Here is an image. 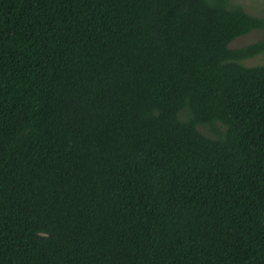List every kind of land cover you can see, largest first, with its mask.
Returning <instances> with one entry per match:
<instances>
[{"label": "trees", "instance_id": "1", "mask_svg": "<svg viewBox=\"0 0 264 264\" xmlns=\"http://www.w3.org/2000/svg\"><path fill=\"white\" fill-rule=\"evenodd\" d=\"M260 54L232 0H0V264H264Z\"/></svg>", "mask_w": 264, "mask_h": 264}, {"label": "rangeland", "instance_id": "2", "mask_svg": "<svg viewBox=\"0 0 264 264\" xmlns=\"http://www.w3.org/2000/svg\"><path fill=\"white\" fill-rule=\"evenodd\" d=\"M233 4H240L242 5L247 11L264 17V0H232ZM263 36L262 32L260 31H253L246 36H241L236 38L231 44L230 47H241L247 43H251L257 41ZM264 61V54H260L254 58L246 60L247 64H258Z\"/></svg>", "mask_w": 264, "mask_h": 264}]
</instances>
